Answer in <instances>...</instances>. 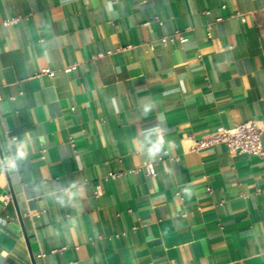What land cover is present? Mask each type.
Listing matches in <instances>:
<instances>
[{
	"label": "crops",
	"instance_id": "0c3cea01",
	"mask_svg": "<svg viewBox=\"0 0 264 264\" xmlns=\"http://www.w3.org/2000/svg\"><path fill=\"white\" fill-rule=\"evenodd\" d=\"M248 118L264 0H0V264H264V156L189 148Z\"/></svg>",
	"mask_w": 264,
	"mask_h": 264
},
{
	"label": "built area",
	"instance_id": "2783aa9c",
	"mask_svg": "<svg viewBox=\"0 0 264 264\" xmlns=\"http://www.w3.org/2000/svg\"><path fill=\"white\" fill-rule=\"evenodd\" d=\"M243 18V17H242ZM220 19V18H219ZM20 16H12L4 19V24L17 23ZM177 37L181 42L187 40V35L182 30H177L175 33L165 35L163 41L167 38L172 40ZM74 65L66 66L65 70L70 71ZM41 73L53 75L55 71L48 67L41 69ZM264 133V119L261 118H248L232 126L221 127L215 131L208 133L202 137H193L190 145V150L199 151L201 149L213 147L217 144H224L228 147L231 153H246L248 155L264 156V145L262 135ZM146 165L150 171L153 172V164L147 161ZM10 199V194H5V200ZM3 220V219H2ZM5 221V219L3 220ZM45 253H40L39 256L43 257Z\"/></svg>",
	"mask_w": 264,
	"mask_h": 264
},
{
	"label": "clouds",
	"instance_id": "9594fccd",
	"mask_svg": "<svg viewBox=\"0 0 264 264\" xmlns=\"http://www.w3.org/2000/svg\"><path fill=\"white\" fill-rule=\"evenodd\" d=\"M109 11H111V8H109ZM113 105H115V100H113ZM144 113L147 114L151 111V106H145L143 109ZM158 119L163 120V116L158 117ZM168 131L167 128L161 129L159 127L155 128H149L145 130L146 133V141H147V154L151 158H155L163 149L164 144H165V139L163 132ZM155 136V139L153 140L151 137ZM140 150L144 151L145 150V145L141 144L140 145ZM25 158V153L21 148L17 149V152L15 153L14 156H7L2 162H0V166L6 167L9 170H14L17 167L18 161L23 160Z\"/></svg>",
	"mask_w": 264,
	"mask_h": 264
},
{
	"label": "water",
	"instance_id": "95a60500",
	"mask_svg": "<svg viewBox=\"0 0 264 264\" xmlns=\"http://www.w3.org/2000/svg\"><path fill=\"white\" fill-rule=\"evenodd\" d=\"M35 264V263H34Z\"/></svg>",
	"mask_w": 264,
	"mask_h": 264
}]
</instances>
